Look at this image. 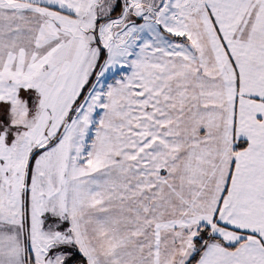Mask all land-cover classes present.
<instances>
[{"label": "snow or ice", "instance_id": "obj_1", "mask_svg": "<svg viewBox=\"0 0 264 264\" xmlns=\"http://www.w3.org/2000/svg\"><path fill=\"white\" fill-rule=\"evenodd\" d=\"M0 264H264V0H0Z\"/></svg>", "mask_w": 264, "mask_h": 264}]
</instances>
